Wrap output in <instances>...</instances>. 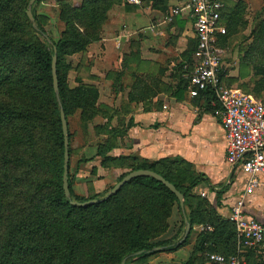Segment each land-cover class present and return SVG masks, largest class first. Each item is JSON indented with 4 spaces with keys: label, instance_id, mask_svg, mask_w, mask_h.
I'll return each mask as SVG.
<instances>
[{
    "label": "trees",
    "instance_id": "obj_1",
    "mask_svg": "<svg viewBox=\"0 0 264 264\" xmlns=\"http://www.w3.org/2000/svg\"><path fill=\"white\" fill-rule=\"evenodd\" d=\"M39 1L42 0L35 3ZM120 1L82 0L80 5H73L71 1L61 0L60 19L66 27L56 41L48 36L45 23L37 15V28L33 26L25 10L30 0H0V161L1 158L4 159L6 147H9L6 134H11V131L5 125L9 117L21 121L12 132L28 146L35 143L34 133L47 135L52 144L48 156L50 158H38L39 162L52 168V175L50 179L40 183L39 187L44 192L45 205L59 213L49 222L48 212L32 210L25 220H18L12 226L13 238L7 244L15 246L14 238L23 232L30 236L28 249L21 246L18 253L9 252L1 264H121L124 259H127L126 264H148L158 253L175 252L188 241L189 236L179 244L182 237L177 234L171 238H163L169 230V221L175 208L179 209L185 227V216L187 217L192 225L191 231L194 225L204 226L197 239L194 254L186 264L197 261L204 264L212 253L224 256L236 253L235 225L211 209L206 199H199L195 190L205 178L182 159L165 158L156 162L134 159L127 162V158H120L117 164L129 170L120 176L118 182L133 170L155 171L184 194L185 211L177 196L165 184L152 177H136L115 195L100 203L74 206L71 204L72 200L85 202L102 198L98 194L90 198L77 195L69 173L72 198L68 199L65 195V137L61 109L65 111L68 122L70 155V118L78 115L82 122H88L100 113L97 104L99 91L95 86L85 84L81 78H77L78 85H70L69 73L73 65L68 57L86 52L92 42L100 40L108 11ZM244 3L242 0L238 1L230 9L226 5L224 23L227 34L222 37L224 46L228 47L231 34L242 24ZM20 4L24 5V15L29 21L28 29L19 27L6 18ZM5 24L6 27L2 29ZM9 28L19 33L7 34ZM251 37L252 41L245 49L240 63L253 70V75L257 77L252 93L264 98V19L253 30ZM55 47L58 51L59 97L54 88L52 70ZM195 48L196 45L192 53L188 52L185 56L184 64H187L188 74L191 72L189 66L193 62ZM135 55L132 52L130 58H135ZM25 59H28L29 64H24ZM125 63H128L126 58ZM232 80L224 78V84L228 86L227 83L231 84ZM207 94H211V100H217L210 88L202 91L199 96ZM216 106L220 108L219 101ZM22 132L27 133V139L22 140ZM99 154H102V150H99ZM113 161L115 160L105 157L102 164L110 166ZM0 181L2 190L9 189L8 171H3V168H0ZM34 220L40 222L39 225H34ZM24 221L26 222L23 223ZM144 250L148 252L134 256L136 252ZM246 260L247 264H264L252 251L246 254Z\"/></svg>",
    "mask_w": 264,
    "mask_h": 264
},
{
    "label": "crops",
    "instance_id": "obj_2",
    "mask_svg": "<svg viewBox=\"0 0 264 264\" xmlns=\"http://www.w3.org/2000/svg\"><path fill=\"white\" fill-rule=\"evenodd\" d=\"M177 4V0H140L139 5L121 0L108 11L100 40L88 46L95 64H87L86 72L77 78L98 89L100 113L81 122L88 133L86 141L78 143L74 165L70 162L73 189L77 195L88 196L114 186L128 171L117 164L120 158L127 162L182 159L205 178L195 190L199 199H206L211 209L229 219L245 178L226 161L228 143L215 113L217 90L210 88L217 100H211V94L190 96L184 63L196 38L186 11L171 14ZM127 42L129 50L121 53ZM115 48L120 53L112 56ZM132 52L135 60L130 58ZM77 78L71 86L79 84ZM105 157L115 163L104 166ZM244 216L264 223V179L247 197ZM203 230V225L193 226V250ZM189 241L175 252L158 253L152 264H182L177 254L185 252ZM251 251L264 262V244L247 250L245 258Z\"/></svg>",
    "mask_w": 264,
    "mask_h": 264
},
{
    "label": "rangeland",
    "instance_id": "obj_3",
    "mask_svg": "<svg viewBox=\"0 0 264 264\" xmlns=\"http://www.w3.org/2000/svg\"><path fill=\"white\" fill-rule=\"evenodd\" d=\"M63 1V0H62ZM72 2L73 5H80L82 0H66ZM225 4L230 8L241 0H223ZM244 1L243 8V20L242 24L235 28L229 39V53H228V65H229V74L231 84H228V87L239 89L240 91L247 93L255 99H264L262 97H256L252 93L254 87V81L256 76L253 74V70L246 67L240 63L242 55L245 52V49L248 47L249 43L252 41V32L258 26V24L264 19V0H242ZM61 0H42L37 3H34L32 7V12L37 15L45 25L48 36H51L54 40L58 41L61 37L62 32L65 30V23L60 19V3ZM18 4V3H17ZM27 8V9H26ZM29 4L25 7L27 11ZM10 22H15L19 27H24L25 29L29 28V21L24 15V5L20 4L15 7L13 12L7 14L6 17ZM36 20V19H35ZM31 21V20H30ZM32 22V21H31ZM33 24V23H32ZM6 27L2 25V29ZM18 34L19 31H15L13 28L7 30V34ZM1 39V37H0ZM92 42L93 43H96ZM222 42V41H221ZM124 47L121 50V53L128 51L129 42L123 45ZM94 48V47H92ZM92 51L91 48L83 53H77L68 57L69 62L73 65V69L69 74L70 83L72 85L76 84L75 79L87 70V64H95V58H90L88 56L89 52ZM96 49H93V52ZM97 51L94 53V55ZM120 53L115 48V54L112 53V56ZM99 54V52H98ZM135 60V58H132ZM28 59L23 60L24 64L27 63ZM110 64H115L114 61L109 62ZM14 106V104H10ZM21 121H15L13 118L9 117L5 121V125L8 126L10 133H7V141L9 142V147H6V153L4 154V159L1 158L0 168L8 171V181L9 189L0 188V264L1 261H5V255L13 251L18 253V248L23 246L28 249V244L30 243L29 235L21 232L18 236L14 238L15 246L7 244L9 240L13 238L12 226L18 220H25L30 212L33 210H41V212H48L49 222L53 216L58 215L59 213L49 209L44 203V192L40 189V183L50 179L52 175V168L44 163L39 162L38 157H45L47 160L52 150V144L50 138L41 133H34V145L28 146L27 144L21 142L17 139L15 128L20 124ZM81 119L78 115L72 116L70 118V129H71V165H74L75 155L78 150V143L86 141V134L88 133V128L84 127L81 123ZM15 135V136H14ZM41 135H43V138ZM6 139V136H3ZM22 140L27 139V133L22 132ZM6 142V140H5ZM129 170V169H128ZM128 172V171H127ZM1 184V181H0ZM113 186L110 185L98 193H92L86 198L98 194L100 198L104 199L107 193ZM96 190V189H94ZM102 196V197H101ZM176 214L173 216V226L167 231L164 237H169L172 234H177L179 237H183L186 227L182 224L181 213L178 208L175 209ZM178 219V220H177ZM171 220V218H170ZM22 222V221H21ZM20 222V223H21ZM24 221L23 223H25ZM19 223V224H20ZM22 223V224H23ZM40 222L34 220V225H39ZM20 224V225H22ZM19 226V225H18ZM66 228V227H64ZM189 244L187 249L177 254L179 260L182 264H186L189 258L194 254V242L196 241V236L189 234L188 238ZM155 257H152L148 264H152V261ZM207 262H211L210 259ZM137 264V263H129ZM194 264H201L199 261Z\"/></svg>",
    "mask_w": 264,
    "mask_h": 264
},
{
    "label": "built area",
    "instance_id": "obj_4",
    "mask_svg": "<svg viewBox=\"0 0 264 264\" xmlns=\"http://www.w3.org/2000/svg\"><path fill=\"white\" fill-rule=\"evenodd\" d=\"M140 4V0H128ZM172 15L190 16L195 31L196 48L188 75L190 96L195 98L209 88L217 90L220 118L227 139V164L244 175L239 197L231 208L230 221L235 225L237 252L230 256L212 253L215 264H247V250L264 244V223L244 216L245 201L264 179V100L224 84L229 77V48L222 45L227 34L223 0H177ZM208 229H212L208 227Z\"/></svg>",
    "mask_w": 264,
    "mask_h": 264
},
{
    "label": "water",
    "instance_id": "obj_5",
    "mask_svg": "<svg viewBox=\"0 0 264 264\" xmlns=\"http://www.w3.org/2000/svg\"><path fill=\"white\" fill-rule=\"evenodd\" d=\"M36 1L37 0H30L29 8L26 11L29 19L32 21L33 26L35 28H37V23H36L34 14L32 12V7ZM57 52H58L57 48L55 47L53 61H52V70H53L54 88H55L57 96L59 97L60 91H59V81H58V74H57V60H58ZM61 119H62L63 133H64V137H65L63 188L65 191L66 197L68 199H71L72 197H71L70 184H69V173H70V152H69V136H68L69 130H68V122L66 119V114H65V111L63 110V108L61 109ZM136 177H152V178H155L156 180L162 182L163 184H165L177 196L182 210L185 211V196H184V194L181 191H179L174 184H172L170 181L165 179L162 175H160L159 173H157L155 171L149 170V169L133 170V171L129 172L127 175H125L123 177L122 180H120L119 182H117L114 185V187L107 193V195L104 199H109L110 197L115 195L126 183H128L129 181H131L132 179H134ZM104 199H91V200H87L85 202L72 200L71 204L74 206H87V205H93V204L100 203ZM185 222H186L185 233H184V236L182 237V239L179 241V244L183 243L188 238V236L191 232L192 225L186 216H185ZM147 252L148 251H146V250L139 251V252H136L134 254V256L142 255V254L147 253ZM126 260L127 259H124L121 264H126Z\"/></svg>",
    "mask_w": 264,
    "mask_h": 264
}]
</instances>
